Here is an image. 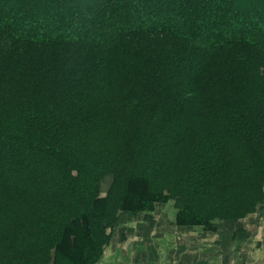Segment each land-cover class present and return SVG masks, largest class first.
Listing matches in <instances>:
<instances>
[{
	"label": "trees",
	"instance_id": "16d2710c",
	"mask_svg": "<svg viewBox=\"0 0 264 264\" xmlns=\"http://www.w3.org/2000/svg\"><path fill=\"white\" fill-rule=\"evenodd\" d=\"M6 1L9 17L0 0V264H69L73 256L75 264H94L108 241L102 222L113 226L122 211L150 200L176 199L184 225L230 216L216 199L229 189L222 181L231 158L226 148L239 152L253 177L234 193L233 216L264 202V158L249 151L256 144L264 153V115L256 114L252 88L230 94L244 96L227 99L231 107L214 109L191 110L175 93L180 82L201 80L203 90L213 79L216 104L229 98L217 71L240 41L264 50V0ZM51 24L60 31L52 35ZM164 35L182 45L168 47ZM59 44L81 51L79 63L96 66L88 86L75 87L74 67L51 71ZM114 87H128L131 98L111 102ZM262 94L264 84V106ZM130 104L134 111L122 113ZM107 174L113 183L102 197ZM133 184L148 192L135 202L128 200ZM203 198L211 204L205 213L193 208Z\"/></svg>",
	"mask_w": 264,
	"mask_h": 264
},
{
	"label": "rangeland",
	"instance_id": "374dc122",
	"mask_svg": "<svg viewBox=\"0 0 264 264\" xmlns=\"http://www.w3.org/2000/svg\"><path fill=\"white\" fill-rule=\"evenodd\" d=\"M25 1L26 0H21V3H24ZM1 2L3 3L1 8L3 16L6 15V17H9L8 11L6 12L7 1L1 0ZM68 2L70 4H73V1L68 0ZM74 4L77 8H79V3L75 2ZM50 14L51 11H48L47 16H50ZM29 20L31 21H28V23H26L25 25L28 29L33 30L31 24L32 22H35V20L31 18H29ZM45 24L49 25L48 23ZM47 30L52 35L60 31L59 27L55 24H51L49 28L47 27ZM155 35L159 37L157 33ZM147 36L151 37V34H148ZM161 38L162 43L167 44L168 47L169 43H171L173 46L182 45L178 41H171L173 38H171L170 36L167 37V35H164L161 36ZM176 40L184 42V46L186 48H190V42H186L185 40H181L179 38ZM33 49L46 51L45 48H41L39 46H34ZM55 49H58L59 60L51 66V71H55V74L67 73L71 71L69 70L70 68L74 67V70L71 71V73H73L76 81L75 87L81 89L83 88V86H88L84 84L88 82L87 78L91 73L95 71L96 66L93 63L90 65L79 63V59H77V53L82 52L78 51L77 49L70 48L69 46H66L64 44L56 45ZM49 52L50 50L48 51V54H51ZM259 52L263 53L264 50L259 51L258 49H255L253 45H249V43L247 44L243 41L238 42L237 44H235L234 48H231L224 52V56L232 61L221 65V70L217 71V73L221 75V79L224 80L225 91L223 92V95L229 98H221L218 104H216V101H218L220 97H218V90L213 89L215 85L211 86V84L214 82L213 79H210V81L206 82L207 85L203 86V90H200L202 87L201 80L196 81V83L191 84L190 86L186 84L183 85V83L180 82L181 86H179L175 90L176 95L179 94L180 97L186 99V101L188 100V102H190V105H192L191 110L200 109L201 107L205 106H208L209 109H214V107H218L219 105H227L228 107H231L230 104L232 103L226 101L227 99H231V101H237L244 96L229 95L239 94L240 91L244 90L245 86L248 85L252 88L255 98L258 100L257 102L253 103V106L255 105L256 108L259 109V111L257 110L256 114L263 116L264 111H262L261 109H264V106L262 103H260L259 97L260 86L264 84V54H261ZM62 58L63 61H61ZM108 75L101 82L102 85H105L106 88L109 85L108 83L110 82L108 80ZM238 75L240 78H237ZM112 76L114 79H117L115 75ZM205 78H207V76L204 77V79ZM246 78H249V81H246ZM201 79H203V76L201 77ZM84 89H86V87ZM127 89L128 87L123 91L121 88L114 87V90L111 94V102L118 101V103L120 104L122 101H126L127 97L130 99L131 94L128 93V95H126ZM129 89L133 88L129 86ZM142 94L144 95L143 92ZM212 98H214L215 101H213ZM261 98L264 103V94L261 95ZM121 109L122 113L130 112L131 114L135 109V105L133 106L130 104V107H125L123 105ZM251 146L252 147H250L249 151L251 154H253V156L256 152L257 154L260 153L259 155L264 158V153L260 152L261 150H259L256 144H253ZM262 146H264V142ZM225 153L230 154L228 156H231V158H228L225 162V177L222 181L227 182V184L229 185V189L223 192V195H216V199L218 203H221L220 205L221 207H223L222 209L229 212L230 216H226L224 218L217 217L211 220V225H206L207 227L205 225H198L196 223L185 226L177 219V222L179 224H182V226H178L175 231L174 226H172V216L168 214V210H172L174 207H176L178 211L177 218H179L180 207L178 206L179 204L177 200L174 198H168L165 200H150L145 203V207L127 209L121 212L130 213L129 218L127 219L128 222L154 221L158 233L159 227L164 230L163 228L166 227L167 224H169L171 226V231L165 230V237L171 242H174V239L176 238L177 243H182L178 244V246L173 245L171 247V250L169 251L171 254L176 255V264H186V260L187 264H264V202L260 203L256 210L253 212L247 213L244 216H233L232 207L233 201L235 199L234 193L237 194V190H240L241 186L243 188V186L246 184L251 185L253 177L251 176V174H248L245 169L242 168L243 157L238 155L239 152L237 153L234 149L231 150L229 148H226ZM261 165H264V163ZM112 183L113 175L107 174L102 180L100 189V195L102 197H106L108 195ZM147 193L148 192L146 191L145 187L141 186L140 184H133V187L129 192L128 200L131 202H135V200L137 199L141 200L144 195H147ZM32 196L33 195H28V197ZM202 205L203 206H197L193 208L196 210L201 209L199 212L205 213V210L211 204H209V200L203 198ZM2 207L3 205L0 201V208L2 209ZM96 215L97 210L95 209L93 212V219L96 229H99L98 223L96 221ZM118 221L113 224V226L106 224V222H102L101 227L105 229L104 232L108 235V241L102 249L98 250V259L94 264H98L103 258L104 254L106 253V248L110 245L112 238H114V236L120 238L119 235L121 233L119 231V228L116 226V224H118ZM122 237L125 238L127 236L123 235ZM190 238H192L191 244L178 242L179 239L184 241L185 239L189 240ZM82 243L83 241L80 242L79 245L81 244L82 246ZM113 243L118 245L121 243V240H115L113 241ZM73 249L74 251H79V247H75ZM186 252L191 253L193 257L185 258L184 253ZM35 256L37 257L36 254ZM63 258V256H60L58 262L61 263L63 261ZM78 259L79 258H77V256H73V262L70 261L69 264H75L76 262H78Z\"/></svg>",
	"mask_w": 264,
	"mask_h": 264
},
{
	"label": "crops",
	"instance_id": "0c3cea01",
	"mask_svg": "<svg viewBox=\"0 0 264 264\" xmlns=\"http://www.w3.org/2000/svg\"><path fill=\"white\" fill-rule=\"evenodd\" d=\"M168 214L172 216V226L176 231L178 226H182L177 222L178 211L176 207L168 210ZM129 216L130 213L120 214L118 224H116L121 233L120 238L117 236L112 238L110 245L106 248V253L98 264H176V255L169 251L173 245L178 246L182 243H177L176 238L174 242H171L165 237L164 231H171V226L167 224L163 228L164 230L159 227L158 233L154 221L128 222ZM123 235L127 237L124 238ZM118 239L121 240L120 244L113 243ZM178 242L191 244L192 238L184 241L179 239ZM184 254L185 258L193 257L191 253L186 252ZM185 262L187 264V260Z\"/></svg>",
	"mask_w": 264,
	"mask_h": 264
}]
</instances>
